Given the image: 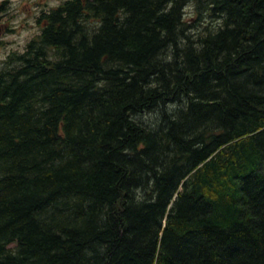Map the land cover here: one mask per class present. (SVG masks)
I'll return each instance as SVG.
<instances>
[{"label":"trees","instance_id":"obj_1","mask_svg":"<svg viewBox=\"0 0 264 264\" xmlns=\"http://www.w3.org/2000/svg\"><path fill=\"white\" fill-rule=\"evenodd\" d=\"M41 18L0 70V264H264V0Z\"/></svg>","mask_w":264,"mask_h":264},{"label":"rangeland","instance_id":"obj_2","mask_svg":"<svg viewBox=\"0 0 264 264\" xmlns=\"http://www.w3.org/2000/svg\"><path fill=\"white\" fill-rule=\"evenodd\" d=\"M67 0H0V70L14 54L24 53L42 29L41 17ZM188 16L192 6L186 8ZM41 18V19H40Z\"/></svg>","mask_w":264,"mask_h":264},{"label":"flooded vegetation","instance_id":"obj_3","mask_svg":"<svg viewBox=\"0 0 264 264\" xmlns=\"http://www.w3.org/2000/svg\"><path fill=\"white\" fill-rule=\"evenodd\" d=\"M5 3H10L9 0H5Z\"/></svg>","mask_w":264,"mask_h":264}]
</instances>
